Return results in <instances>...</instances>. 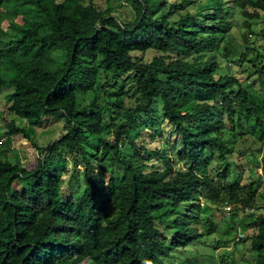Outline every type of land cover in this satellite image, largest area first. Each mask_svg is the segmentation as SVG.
Masks as SVG:
<instances>
[{
  "label": "trees",
  "instance_id": "trees-1",
  "mask_svg": "<svg viewBox=\"0 0 264 264\" xmlns=\"http://www.w3.org/2000/svg\"><path fill=\"white\" fill-rule=\"evenodd\" d=\"M121 2L132 18L96 0H0V264H232L189 253L216 232V204L232 218L247 213L253 230L233 247L250 240L244 260L264 264V154L246 185L230 158L248 135L264 141V94L220 73L222 61H238L264 88L262 35L249 38L264 0ZM235 10L247 30L240 51L230 38ZM58 120L63 133L38 148L34 166L10 146ZM164 124L180 144L174 154L145 144L147 126L156 140L170 132ZM67 157L84 173L75 194L55 167Z\"/></svg>",
  "mask_w": 264,
  "mask_h": 264
},
{
  "label": "rangeland",
  "instance_id": "rangeland-1",
  "mask_svg": "<svg viewBox=\"0 0 264 264\" xmlns=\"http://www.w3.org/2000/svg\"><path fill=\"white\" fill-rule=\"evenodd\" d=\"M96 4L102 8L107 7L108 5H112L117 7L120 12L127 18L133 17V12L129 6L125 3H122L121 0H96ZM19 23L20 18L17 19ZM231 21H233V28L232 34L230 38L234 44V46L240 51L242 50V41L243 37L242 34L247 32L246 28L243 25L244 18L242 17L241 13L235 10V15L231 16ZM253 27L255 32L252 35L249 34V38L252 42L255 41V38L258 34H261V44L264 45V18L254 20ZM4 27L7 25V21L3 23ZM60 53H57L59 55ZM60 61L63 60V56L59 55ZM222 61V60H221ZM220 73H227L229 69L235 73L240 79L243 81L244 85L247 87L248 90L258 93L259 95L264 94L263 83L260 79L258 74H254L252 69H249L246 65L239 68L238 61H232L231 63H227L222 61ZM101 81L104 82V76L101 74ZM8 90H4L0 92V110L5 108L7 105L4 102V96ZM3 111V110H2ZM5 112L3 111L2 115ZM2 115H0V133L3 134V123H2ZM6 119L13 120L14 117L9 113H6ZM158 123H162V116L160 110L158 109L157 114L154 116ZM145 121V118L141 119V122ZM63 125L64 120H58L54 122L50 127L46 128L45 130L39 128L37 130L31 131L32 134V141L24 139L23 137L16 135L13 136V141L11 142L12 148L20 149L22 153L23 150L27 151L28 153V161H31L32 166L35 165V161L41 157V154L38 150L39 147H45L49 145L52 141L58 138L63 133ZM149 125V123H147ZM143 127V126H142ZM166 130L170 131V126L164 124ZM148 130L143 132V137L145 140V144L148 145L149 148L155 149L156 147L160 148L159 151L161 152H168L170 154H174L173 149L178 150L180 148V144L175 146L173 144L174 135L172 132H163L162 135L156 140L151 138V132L155 130V128L147 126ZM140 130V129H139ZM137 130H133L132 136L135 137L137 134ZM247 141L242 144V154H234L231 158L232 165L236 167L237 173L240 174L239 178L242 181L243 185L248 184L250 178L253 176H258L262 172L263 162L261 160V156L264 154V141L262 143L259 142L258 138L252 137L250 135L247 136ZM5 143H9L7 138L4 139ZM35 143V144H34ZM6 144H0V149H2ZM125 154H130L131 150L126 143L123 146ZM260 149H262L260 151ZM172 157H175L172 155ZM150 163L155 161V158L152 159ZM249 160V161H248ZM235 162V163H234ZM219 163V162H218ZM217 162H212L210 168L212 169V175L215 176V171L217 172L218 168L216 165ZM107 165V175H110V165L106 162ZM236 165V166H235ZM55 167L61 170L62 173V182H63V191H72L73 194L77 192H81L84 188V173L82 167L78 166L75 168L73 166V161L70 157L65 159H57L55 163ZM177 168H184L183 163H178L176 165ZM232 169V167L230 166ZM214 171V172H213ZM218 182H222L218 180ZM260 195H264V179L262 178V182L260 184L259 196L256 198L257 205L259 206V210L257 214L264 212V198ZM213 213L210 215L214 224L217 226V230L213 233L209 239H205L202 243H194L191 245L189 251L190 254H198L203 255L204 258L211 262L213 259L220 260L223 257L224 262H229L232 264H248L247 260H244V257L247 256L251 251V242L250 240L239 242L235 245L234 248V239L237 237L238 234H249L252 232V227L250 224L252 220L249 218L246 212H237L236 218L230 217L228 214L225 213L223 210V206L216 204L213 205ZM227 215V216H226ZM201 224L206 222V217L201 214L200 216ZM158 224V227H161L162 224ZM162 233V232H161ZM165 234V233H162ZM172 236L169 237L171 239ZM245 239V238H244ZM178 258H174L177 261ZM82 264H88V262H84Z\"/></svg>",
  "mask_w": 264,
  "mask_h": 264
},
{
  "label": "built area",
  "instance_id": "built-area-1",
  "mask_svg": "<svg viewBox=\"0 0 264 264\" xmlns=\"http://www.w3.org/2000/svg\"><path fill=\"white\" fill-rule=\"evenodd\" d=\"M230 208H231L230 205L225 206V209H227V210H230ZM246 211L248 212L249 210L246 209ZM242 237H243V234L240 233L237 235L236 240H240Z\"/></svg>",
  "mask_w": 264,
  "mask_h": 264
}]
</instances>
